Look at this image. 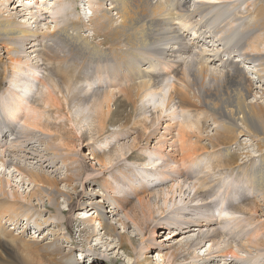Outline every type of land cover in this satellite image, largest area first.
<instances>
[{
  "label": "bare ground",
  "instance_id": "obj_1",
  "mask_svg": "<svg viewBox=\"0 0 264 264\" xmlns=\"http://www.w3.org/2000/svg\"><path fill=\"white\" fill-rule=\"evenodd\" d=\"M22 1L23 0H6L8 5L0 1V52L4 49V53L7 55L8 60L7 64V62H3V58H0V87L5 83L15 87V94L17 95L13 106L15 107L16 104L26 102L29 98L26 93L23 95V92H30V88H26L25 86H29L32 79L34 80V78L37 77L36 75L42 71L40 70L41 61H45L48 76L46 82L42 81L44 82L46 92H41L39 95L38 102L40 101L41 103L35 105L37 102H34L35 104H33V106L35 105V107H29L31 108L30 110L34 111V118L28 120L25 128L22 127L23 129H19L17 127L18 132L15 133L17 129L5 121V125L8 123L9 129L13 132L16 140L14 139L15 144L12 147L0 150V162H2L4 166H12L17 173L28 179V182L33 186V190H31L29 196L26 198V202H24L17 192L13 191L9 194L6 182L0 179V252H5L7 257L6 255L4 256L7 258L8 264H12L13 261H18V254L22 248L32 255H39L38 253H41L43 249L37 245L31 244V241L24 240L23 236L15 235L11 230L6 228L4 222H11L18 225L19 217L23 213L32 212L35 211V209L42 212V210L37 209V207L46 204H48L47 207L50 205L54 209L57 216H62L64 213L59 208L60 197H64L65 200L71 204L74 200L81 201L83 198L81 197L80 191H83L84 188L80 190V185L82 187L87 184L92 186L100 182L97 177L93 178L86 175V166H84V162L82 164L78 158L71 156L70 150L64 147L63 140L65 137L67 138L69 133V130H67L68 123H72V125L74 124L75 126L79 125L81 122L78 121V118L81 116L80 119L82 120V114L87 113V111L91 112L92 109L98 111L99 108L105 107V104H108L109 107L111 97L106 92L99 91L97 88L96 90L91 89L95 79L98 77H95L97 74L93 76L89 71L90 69H88V72L85 63L81 64L78 62V64L74 63L75 65L71 66L69 64L71 57L86 59V61L90 58L92 63L93 60L102 61L101 59H106L108 61L114 60L118 63H122L128 60L129 55L125 54H128L130 49L144 51L146 49H156L164 55L169 53L168 55L172 58L171 62H161V65L156 62L159 66L155 69L153 68L155 66L153 64L154 62L152 63L154 66L151 64L154 69V71L151 72L153 74H151L152 76L150 78L152 82H136L138 72L134 74L132 71L133 73L129 72V74L125 75L118 73V76L123 77V79L121 78L122 83L121 86L119 85L120 90L118 92L120 97L125 101L124 105L127 104L131 110L129 109L128 111L127 108L119 110L117 113L122 114L120 118H112L111 121L113 123L122 122L123 126L124 123H126L127 126H124L123 129L126 131L130 129L132 133H135L133 134L134 138L130 146L122 144L120 148H117V151L114 150L115 153L117 152L116 154L109 157L106 156L107 158L105 157V159L99 161L101 165L107 168L111 165V167L117 169L119 165L113 166V162L116 163L121 160H127L135 155V163H137V161H146L149 143L151 140L157 139V132L152 130L156 128L155 126L157 124L159 125L165 117H169V120L178 119L177 112L179 109L182 110V116L186 114L193 115V119L189 121L186 119V116L185 121L182 122L179 127L181 134V139H179V141L181 150L184 152V154H182L184 163L178 167V169H175L173 164L169 162L164 163L161 161L163 160L162 156H159V158L157 157V159H151L148 163H144L145 165H152V168L145 167L144 169L134 170V168L127 166L120 167L125 170V175L128 177L127 179L130 178L134 179V181L142 182L138 186H135L130 193H123L124 196L117 198L119 205L127 211L126 218L121 217L117 219V222L124 229L130 227L128 223V221H130L135 229L143 233L146 226L152 223L158 224L157 217L162 218L163 214L169 210V214H171L172 218L164 222L166 223L164 226L171 231L174 237L183 236L184 234H188V236L170 248L171 251L165 255V260L168 264H193V262L190 261V256L188 257V251L191 248L195 249L205 242L212 243V246H216L221 239H223L225 234L231 235L236 239V237H239L238 235L240 233L244 232V230L235 231V228H231V231H228V228H226L227 225L232 223V220H235L237 215L246 216L247 223L251 225L254 224V216L250 213V209L244 212L245 207H233L235 204L232 198L237 196L244 198L242 195L243 193L245 194L246 191L244 192L241 190L242 188L239 189L236 186L229 187L230 185H228L227 189L224 190L227 184L220 182L222 180H215L213 175L209 173L205 175L202 174V177H198L197 179L196 177L194 178L198 181L197 184L195 183L196 186H199L196 191V186L191 187L189 181L194 177L193 175L196 173L198 174L200 170H196V168L193 167L197 162L196 160L203 155H207V160L208 158L212 160L214 156L216 157L213 159L214 167L217 168L220 173L225 174L226 172H230L232 175L237 174L236 178H238L239 181L241 180L249 184L251 191L257 190L260 193L261 202L263 203L262 207H264V104L260 102V99L264 98V3L259 4L257 7L255 4L253 10H248V12L244 11L242 15L240 14L241 18L245 17L246 14L250 15L252 17L251 21H253L252 25H248L249 29L247 30V35L249 34V39L242 38V41H239L235 46L240 49L239 53L240 55L242 54L243 59L239 56L232 61L229 59L220 60L218 62L222 63L218 65L225 70H216L210 67L205 59H202V61H200V59H198L199 61L194 60L192 57L194 56L195 49L192 53L193 56L188 55V58L191 56V59L182 60V56L190 54L192 48L185 43L184 37L171 21L179 19L186 29L187 24L189 25L191 21L194 24L193 20L197 16H200L199 23L195 21L194 28L191 30L194 36L198 34L199 24L207 21L216 29L213 30V27L212 29L210 26L207 27L214 32L217 43H221L222 45L232 44L236 38L234 40L231 32L238 26L239 23L237 24V22L241 18L238 17L233 22L225 23L222 27L214 25L223 24L219 22L222 10H226V8L229 9L233 5L234 8L239 6L241 0H196V2L194 1L192 3L193 7L190 8V2L187 0H165L167 4H165V1L164 3L163 1L162 3L161 1L159 3H154L152 0H98L99 9L97 15L91 21L97 37L101 38L100 45L106 47V51L100 50L98 46L91 44L82 36L80 22L70 21L69 17L71 14L69 12L70 8L67 7L68 2L70 1L71 4H74V8H78L79 10V4L77 5V3L83 0H78L77 2L75 0H55V4L52 7L54 8L53 14L57 15V18L61 19L64 25L52 33H46L43 36L33 28L18 21L16 16L6 15V13H8V6H10L9 3H11L9 8H11L13 4L16 5L19 3V6H21L20 9H22L21 11L26 10L30 12L31 14H28L32 15V18L36 17V13L43 15L44 9L42 6L37 7L38 12L33 13L31 11H33L32 9L35 8L37 4L34 7H25L24 4H21ZM37 1L41 2L45 0ZM49 3L50 2H41V5H52V3ZM168 5L170 8L171 6L174 7L172 10H176V13L170 12V8L168 11ZM174 15L178 18L172 19ZM214 15H217V17L212 18ZM193 24L190 25L192 26ZM187 30H189V28ZM42 38L43 48L39 49L37 48V43L42 42ZM243 39L247 41L243 42ZM169 46L173 48L170 49L168 48ZM194 46L193 43V47ZM118 50L119 52L122 51L124 54L113 53V51L118 52ZM242 61H247V63L253 66V72L257 76L258 81L263 84L262 91L259 90L260 93H254L253 79L247 76L245 70H243L244 66L241 67L242 65H239ZM149 64L148 66H150ZM165 64L166 68L162 69V65ZM99 67L97 72H104V69L101 70L103 66L100 65ZM91 69L93 71V68ZM165 70H172L171 75L175 79V84H171L173 86L170 92L165 89L168 87L165 81H168L171 76L168 75L169 77H165V75H163ZM20 74L26 76L23 83L21 82L22 78ZM104 76L100 75L99 79L101 80ZM257 95H260V97L258 98ZM153 102L157 105H153ZM90 105H92V108H90ZM4 106L5 103L2 104V108ZM152 106H155V109L152 110ZM25 108L27 110V107ZM39 109H41V111L43 109L44 116L39 113ZM65 110H67L69 114L66 120V115L63 114ZM107 110L109 111V109ZM7 111L9 110L7 109ZM101 111V114H99V116L97 115V126L99 127V131H104L106 129L105 125L109 113L103 111V109ZM206 112H211L213 115L212 123L214 124V129L212 130V135L202 136L204 127L203 125L202 127L199 126L200 124H197L198 122L195 121V118L200 120L202 124L205 123V121H207L205 120L207 118ZM147 113H151V115L148 117L146 116ZM166 113L168 115L164 116ZM141 116H145V118H143L144 120L140 119ZM17 118L18 114L12 116L13 120H17ZM55 124L56 127L53 128ZM142 126H144V130H141ZM36 129L42 131V136L44 135L43 138L37 135ZM1 133H3V131H1ZM51 133L55 134V136H53L56 138L48 139L45 137L52 136ZM245 134L251 137L253 142L257 143L259 151L261 152L259 160H256L255 157H251L252 159L248 161L243 159V161L240 162L241 156L231 152V148L234 145H238V143H240L239 138ZM131 135L132 134H130V136ZM190 136L196 137V141L195 143L191 142V145H187V139ZM6 138V135L2 137L4 141H7ZM201 138L204 139L201 140ZM36 139L42 143L44 149L43 151H37V147L36 149L34 148V159L37 161H35V163H39L41 168H50L54 167L56 162L60 160V162H62L61 169L56 168L55 172H61L64 168V177L50 175L48 174L49 172L47 173L40 170L41 168H39L38 171L34 170V168L29 169V167L25 166L24 162H21L24 159L28 160V158H31L29 157V152L26 150V145L28 144V146H30L29 143ZM205 140L206 142L208 141L209 144H203L202 141ZM4 141L0 143L3 144ZM105 141L106 140H103L102 143ZM142 142H146L144 148L146 151L144 154H139L137 151L139 147L143 148L141 145ZM164 147L160 145L159 151H163ZM238 148H241L242 151L246 149L241 145L238 146ZM176 152L179 153L180 149ZM176 152L175 155L173 154L174 158L180 156L176 155ZM157 163H160V165L154 167ZM109 174L112 175L114 179L116 178L117 186L125 184V180L121 181L120 177L114 173L113 170L109 172ZM128 174H131V176H128ZM167 180L171 182L174 181L172 190H168V192H171V197L169 193L165 191L159 192L160 194L158 195L156 193L154 196L155 200L157 198H162L164 204L163 208H159V206L151 201L153 200L152 198L144 195L156 187L163 186ZM215 183L217 185H214ZM62 184L71 188V193L62 190ZM212 184L213 186L208 187V185ZM188 190L189 192H187ZM186 195L187 197H185ZM136 196L138 197L137 202L135 201ZM209 198H211L210 202L207 200ZM248 198L249 196L246 195L244 201ZM170 201H173L171 205L169 204ZM94 206V208H96L94 214L96 213V219L100 224L101 231H104L108 236L117 237L119 239V247L125 249L129 254L134 255L137 253L138 244L135 240L127 233L119 234L116 225L109 221L110 217L107 215V212H102L101 208L106 207L105 204H94ZM259 208L258 206L255 207L256 213H258ZM116 216L120 217L118 214ZM170 220L174 221L168 222ZM235 222L237 229L243 228L242 224L244 221L236 219ZM58 226H65L68 234L72 235V243H77V241H75L76 226H74L73 220L66 219L64 225L58 224ZM91 227L95 234V225H91ZM80 232H82V229ZM191 232H195L196 235H189ZM161 239L165 240L163 237ZM55 243L48 249L53 255H62L63 247L59 243ZM239 244L238 248L242 250L241 252L245 251L248 254H253L254 252H256V254L264 253V239L247 240L239 242ZM159 248L160 246L154 243L151 245L149 252L152 253ZM99 249V244L90 248V250L94 251H98ZM74 255V250H70L67 254L68 259L65 261L66 264H79L72 260ZM220 255L222 258H231L235 256L230 250L221 251ZM196 258H199V256L196 255ZM25 260L22 264H41L38 262L39 260L36 261L33 257L26 258ZM255 260L257 261V259ZM213 261L214 260L210 258L206 264H211ZM4 262L5 261L1 258L0 264H4ZM120 262L121 260L118 259L117 264H121ZM136 264L153 263L147 258H144ZM224 264H237V262L232 260Z\"/></svg>",
  "mask_w": 264,
  "mask_h": 264
},
{
  "label": "rangeland",
  "instance_id": "obj_2",
  "mask_svg": "<svg viewBox=\"0 0 264 264\" xmlns=\"http://www.w3.org/2000/svg\"><path fill=\"white\" fill-rule=\"evenodd\" d=\"M0 1L2 3H5L8 5V2H6V0H0ZM75 1L77 2L78 0H75ZM160 1H161V3L163 1V3H164L165 0H152V2H154V3H157V2L159 3ZM187 1L190 2L189 8L193 7L192 3L194 1L196 2V0H187ZM41 2H50L49 4L52 3V5H49V6L44 5L45 6L44 7L43 5H41ZM41 2L37 1V0H25V1L23 0L21 2V4H24L25 7H30V6L34 7L37 4V6L32 9L33 11H31L33 13L38 12L37 7L42 6V8L44 9L43 15L36 13V17H35L36 19L32 18L33 17L32 15H29V14H31L30 12H27L26 10L21 11L22 9H20L21 6H19V3L16 5L13 4L11 8H9L11 6V3H9L10 6H8V9H7L8 13H6V15L16 16V19L18 21H21V23H24L28 27L33 28L34 30L39 32V34L42 36L46 33L50 34L53 31L61 28L64 25V22L61 19H58L57 15L53 14L54 8H52V7L55 4V0L54 1L53 0L52 1L51 0H45V1H41ZM165 2H166L165 4H167V1H165ZM255 2H257V3H255ZM262 3H264V0H241L239 3V6L235 5L237 8L236 7L234 8L233 7L234 5H233L229 9L226 8V10H222L221 11L222 15H221V18H219V22H222L223 24H215L214 26L222 27L223 25H225V23L227 24L228 22H231V21L233 22L238 17L241 18V15L244 11L248 12V10H253L255 4L257 7L259 4H262ZM70 4H71V2L69 1L67 4V7L70 8L69 9V12L71 14L69 17L70 21L80 22L81 27H82V29H81L82 36H84V38H86L91 44L98 46L100 48V50L106 51L107 50L106 47H103L102 45H100L101 38L97 37L96 32L94 31V26H93L92 21H91L97 15V11L99 9L98 0H86V1L83 0L82 2H78L77 5L79 4L78 5L80 8L79 10H78V8L77 9L74 8V4H71V5ZM75 5H76V3H75ZM169 8H170V6L168 5V11H169ZM172 8L174 9V7L171 6L170 12L176 13V10H172ZM78 11H79V14H78ZM80 11H81V13H80ZM207 13H208V11H207ZM215 17H217V15H214L212 18H215ZM30 18H32V19H30ZM176 18H178V17L175 15L172 17V19H176ZM199 18H200V16H197L194 20L192 19L194 21V24L191 21L190 24H193V25L191 26L190 24L189 25L187 24L186 29L183 27L182 22L179 19L171 21V23H173V25L179 30L181 35L184 37L185 43L190 45V47L192 48L190 54L182 56V60L191 59V56H193V54H192L193 50L195 49L194 50V56L192 57V58H194V60L200 59V61H202V59H205L208 62L210 67L215 68L216 70H219V69L225 70L223 67H219L220 63H222V62H218V61H220V60L222 61L224 59L225 60L229 59L230 61H232V60H235V58H237L239 56L242 57V54L240 55V53H239L240 49L238 47H235V46L238 44L239 41H242V38L247 39V40L249 39L248 38L249 34L247 35V32H248L247 30L249 29L248 25L253 24V21H251L252 17L250 15L246 14L245 17L241 18L240 20L238 19L239 20L237 22V24L239 23L238 26L236 24L237 27L234 28L233 31L231 32V35H233L234 40H235V38H236V40L235 41L233 40L234 42L232 44H228V45H222L221 43L216 42L214 32L212 30H210L209 28H207L210 26V28L212 29L213 26H211L207 21H206L207 23L204 21V22H201L202 24H199L200 27H198V34L194 36L193 31H191V30H193L194 25H195V21L198 22ZM207 18H208V16H207ZM34 22H36V23H34ZM37 22H39V23H37ZM178 25H179V27H178ZM188 28H189V30H187ZM213 30H216V29L213 27ZM204 32H205V34H204ZM244 39H243V42H246L247 40L245 41ZM193 43L195 45L194 47H193ZM37 44H38L37 48H39V49L43 48V38H42V42H39ZM168 48L171 49L173 47L169 46ZM145 51L144 50H137V49H130L128 54H125V55H129L128 60L124 61L122 63H118L114 60L108 61L106 59H101L102 61L93 60V63H92L90 58H88L86 61V59H81L78 57H76V58L71 57V59H70L71 61L69 60V64L71 66H74L76 63L78 64V62H80L81 64L85 63V65L87 67V71H88V69H90L89 71L93 76H95L96 74L97 75L95 77L98 76L95 79V82H94L91 89L96 90V88H97V89H99V91H102L104 93L106 92L111 97V100L109 102L110 108L108 107V104H105V107L99 108L98 111H95V109H92L91 112L93 111L94 112V113L92 112L93 114L91 112L87 111V113L82 114V117H83L82 120L80 119L81 116H80V118H78L79 120L77 119L78 121L81 122L79 125L75 126L74 124L72 125V123H70V124L68 123L67 130H69V133L67 135V138L65 137V139L63 140V145L67 150H70L71 156L78 158L80 160V162H82V164L84 162V166H86V175L88 177H93V178L97 177L100 180V182L96 183L92 186L90 184H87L83 187L80 185V187H79L80 190H82L84 188L83 191H80L81 197L83 198L81 201L80 200H74V202L71 204L70 202H67V200H65L64 197H60L59 198V208L64 213L62 216H57L54 209L50 205H49V207H47L48 204H46V205H43L41 207L40 206L37 207V209L42 210V212L35 209V211H32V212L29 211L28 213L27 212L23 213L19 217L18 225L13 224L11 222H7V223L4 222V224H6V228L8 230H11L15 235H18L21 237L23 236L24 240L31 241V244L37 245L43 249L41 253L36 252L39 255H32V254H29L26 250H24L22 248L20 250V253L18 254V261H13L12 264H22L26 258H30V257H33L36 261L39 260L38 262H40L41 264H66L65 261L68 259L67 254L69 253L70 250H74V252H75V255H74L72 260L74 262H78L79 264H117L118 259L121 260V262H120L121 264H136L138 261H142L144 258H147L153 264H168L167 261L165 260V255L171 251L170 248H172L173 246H175V244L179 243L180 241H182L184 238H186L188 236V234L187 235L184 234L183 236L181 235V236H175L174 237V235L171 234V231L167 227L164 226L166 224L164 222H167L168 219L172 218L171 214H169V212H170L169 210L166 211L165 214H163L162 218L157 217L158 224L164 223L162 225L152 223L151 225L146 226L145 231L142 233V232L138 231L137 229H135L134 225L131 224L130 221H128L130 227L127 229H124L117 222L118 221L117 219L118 218L120 219L121 217L126 218L127 217L126 216L127 211H125V208H123L121 205H119L117 198L124 196L123 193H128V192L130 193L131 190H133L135 186H138L140 183H142L140 181H134V179H130V178L127 179L128 177H127V175H125V173H126L125 170L123 168H120V167L127 166L130 168H134V170L144 169L145 167L146 168H152L153 167L152 165H145L144 163L145 162L148 163L149 160H151V159H157V157L159 158V156H162V158H163V160H161V161H163L164 163L169 162V163L173 164L175 169H178V167H180L184 163L182 160V158H183L182 154H184V152H182V150H181L180 141H179V139H181L179 127L181 126L180 124L185 121L186 116H187L186 119L188 121L192 120L193 119L192 114L191 115L186 114L185 116H182V110L179 109L180 111L178 110V112H177V116H178L177 117L178 119H176L177 121L176 120H169L170 119L169 117L168 118L165 117V119H163L159 123V125L157 124L155 126L156 127L155 129L154 128L152 129V130H155L157 132V139L151 140V142L149 143L147 153H146V155H147L146 161H144V162L137 161V163H135L136 162V160H135L136 155H135L134 157L129 158L127 160H121L119 162H116L117 164L115 162H113V164H112L113 166L119 165L117 167V169H114L113 167H111V165L107 168V167H105L99 163V161L101 159H105L106 156L109 157V156L116 154L117 152L115 153V151H117V148H120V146L122 144H126V145L130 146L132 144L133 138H134L133 134L135 132L132 133V130H130V129L127 131L125 129H123L124 126H127L126 123H124V126H123L122 122L113 123L111 121L112 118H115V119L120 118V116L122 114L117 113L119 110L127 108L129 111V109H130V107L127 106V104L124 105L125 101L120 97V94L118 92L120 90L119 88L121 86L122 79H123V77L118 76V75L119 74H124V75L129 74V72L130 73L134 72V74H135L138 72L137 73L138 78H136V82H138V83L152 82L150 78L152 76L151 74H153V73H151V72H153L155 68H157L159 65H161L160 64L161 62H167L168 63V62L172 61V58L170 57V55H168L169 53L168 54L166 53L164 55L163 53L158 52L156 49H151V50L146 49ZM147 51H149V52H147ZM4 52H5V50L2 49L0 52V56H1L0 58L1 59L3 58L2 59L3 62H7V64H8L7 55ZM144 52L148 53V54L151 53V54L148 55V54H145ZM113 53L117 54V53H123V52L122 51L119 52V50H118V52L113 51ZM157 53H159V54H157ZM214 53H215V55H214ZM217 53H218V55H217ZM229 53H230V55H229ZM138 54L141 55L142 57L139 56ZM151 55H152V57H151ZM188 55H191L190 58H188ZM137 56H139V57H137ZM144 56L145 57L148 56V57H146L147 59ZM109 58H112V57H109ZM132 58H133V60H132ZM142 58L145 60H143ZM241 59H243V57ZM98 61H99V63H98ZM126 62H128V63H126ZM72 63H73V65H72ZM130 63H131V65H130ZM141 63H142V65H141ZM40 64H41L40 70H42V71L41 72L39 71L40 73L36 75L37 77L34 78V80L32 79V82H30L29 86H25L26 88H30V92H31V94L29 91L23 92V95H24V93H26L27 96H29V98L27 99L26 102H23L21 104L18 103L15 105V107H13L16 96H17L15 94V90H16L15 87L13 85L9 86L6 83L0 87V115H1L0 116V142L4 141L2 139V137H5V135L7 137L6 138L7 141H4L3 144L0 143V146H3V147H0V150H2L3 148L7 149L8 147H12L15 144L14 143L15 138H14L13 132L10 131V129H9L10 127L8 126V123H10L9 125H11L17 129V131H15V133H17L18 128L19 129L25 128L28 120L34 118V114H33L34 111L30 110L31 108H29V107L31 106L34 108L35 105H38L39 103H41L40 101L38 102V99H39V95L41 94V92H46V90L44 88V82L47 81L48 72L46 71L45 61H41ZM148 64L150 66H148ZM156 64H157V66H156ZM100 65L103 66L101 68V70L104 69V72L100 71L98 73L97 70H99ZM239 65L240 66L242 65L241 67L244 66L243 70H245L247 76H249L251 79H253L254 93L255 92L260 93L259 90L263 89V87H262L263 84L258 81L257 76L253 72L254 71L253 66H251V64L247 63V61H242V62H240ZM104 66H106V67H104ZM162 66H163L162 69L166 68L165 67L166 64L162 65ZM90 67L93 68V71ZM139 71H141L143 73H141ZM146 71H147V73H146ZM110 74H111V76H110ZM171 74H172V70H165V72L163 73V75H165V77L166 76L169 77L168 75H170L172 77ZM100 75H103V76L105 75L101 79L102 81L99 79ZM20 76L22 78L21 82L23 83L26 76L22 75V74H20ZM171 77H169L168 81H165L166 85L168 86L165 89L168 92L171 91L172 86L175 84V79L173 77L171 79ZM42 81H44V82H42ZM171 84H173V85H171ZM86 86H87V84H86ZM254 95H253V97H254ZM257 97L259 98L260 95H257ZM27 102H30V103H27ZM34 102H37V103L35 104ZM260 102H262V104H264V98L260 99ZM4 103H5V106L2 108V104H4ZM24 103H27V104H24ZM33 104H35V105L33 106ZM155 104L156 103L153 102V105H155ZM122 105H124V106H122ZM25 107H27V110ZM66 108H67V106H66ZM90 108H92V105H90ZM7 109L9 111H7ZM48 109H49V107H48ZM102 109L105 112L107 111V113H109V114H108L107 120H106V125H105L106 129L104 131H99V129H98L99 127L97 126L98 125V116H99V114H101L100 112H102L101 111ZM107 109H109L110 112ZM153 109H155V106H152V110ZM39 110L41 111V109H39ZM40 111H39V113H41L42 116H44L43 109L41 112ZM11 113H12V115H11ZM206 113H207V118L205 120H207V121H205V123H203V124L200 122V120L195 118V121L198 122L197 124L198 125L200 124L199 126H201V127L203 125V127H204V132H203L202 136L212 135L213 134L212 130L214 129V124L212 123L213 115L211 114V112L210 113L206 112ZM15 114H18L17 120L12 119V116ZM63 114L66 115V118L64 116V118L66 120L67 117L69 116L68 111L65 110L63 112ZM150 115H151V113L146 114V116H148V117ZM165 115H168V114L166 113V114H164V116ZM143 118H145V116L140 117L141 120H144ZM5 121L8 122V123H6V125H5ZM55 127H56V124L53 125V128H55ZM141 130H144V126L141 127ZM1 131H3V133H1ZM35 131H36L37 135H39V136H41V138H43L44 135L42 136L41 130L39 131V129H36ZM123 132H125V133H123ZM127 132H128V134H127ZM130 134H132V135L130 136ZM51 135L52 136H49V137L45 136V137L48 139L56 138V137H54L55 134L51 133ZM128 135H129V138H128ZM125 137H126V139H125ZM19 138H20V135H19ZM204 138H201V140H203ZM121 139H123V140H121ZM103 140H106V141L104 143H102ZM195 141H196V137L190 136L187 139V145H191V142L195 143ZM239 141H240V143H238V145H234L231 148V152L237 154L238 156H241L240 162L243 161V159H246L248 161L254 157L256 160H259V156H260L261 152L259 151V147L257 146V143L253 142V139L251 137H248V135L245 134L239 138ZM57 143H58V141H57ZM202 143L205 145L209 144L208 141L206 142V140L202 141ZM29 144H30V146H28V144L26 145V150L29 152L30 155L28 153H26V154L29 155V157H31V158H28V160L24 159L21 162L22 163L24 162L25 166L29 167V169L34 168V170L38 171L39 168H41V166L39 165V163L38 164L35 163L36 160L34 159L35 158L34 151H35L36 147H37V149H36L37 151H43L44 147H43L42 143L40 141H38L37 139L31 141ZM145 144H146V142L145 143L142 142L141 145L143 146V148L139 147V150L137 151V153L144 154V152L146 151L144 149L146 146ZM160 145L162 147L165 146L163 151H159ZM240 145L244 146L246 149H244L242 151L241 148L240 149L238 148V146H240ZM179 149H180V152L179 153L176 152ZM212 151H214V150H212ZM175 152H176V155H180V156L177 158H174ZM200 157L201 158L197 159L196 160L197 162L193 165V167H195L196 170H199V169L200 170L198 171V174L197 173L194 175L192 174L194 177H192L191 180L189 181L190 186L191 187L196 186V184L198 183V181L196 179L198 177H202V174L205 175V174L209 173V174L213 175V178L215 180H219V181L222 180L220 182H224L225 184H227L225 186L224 190L227 189L228 185H230L229 187L236 186L239 189L242 188L241 190H243L244 192L246 191L245 194L248 195L249 198L246 199V201H244V198L246 197V195L244 193L242 195V197H244V198H240L239 196L232 198V200L235 204L233 207H237V208L238 207H245L244 212H246L247 210L250 209L251 210L250 213L254 216L253 217L254 224L253 225L248 224L246 216L237 215L235 220L239 219V220L244 221V223L242 224L243 228L237 229L235 220H232L231 221L232 223L230 225H227L226 228H228L227 229L228 231H231V228H235L234 229L235 231L244 230L243 233H240L238 235L239 237H236V239H235L233 236L225 234L223 236V239H221L219 244L216 246H212L213 245L212 243L205 242L195 249L191 248L188 251V257L190 256L189 257L190 261H192L193 264H196V263L206 264L208 262V260L211 258L214 260L213 263H211V264H224L226 262L229 263L232 260H235L237 262V264H264V255H263L264 253L263 254H260V253L256 254V252H254L253 254H248L245 251L241 252L242 250H240L238 248V245H240L239 242L247 241V240H259V238L264 239V207H262L263 203L261 202L260 193L257 190L251 191L249 184H247L246 182L241 181V180L239 181V179L236 178L237 174L232 175L230 172H226L225 174L220 173L219 170H217V168H215L213 165V163H214L213 159L216 157L213 156L212 160H210L209 158L207 160V155L206 156L203 155ZM210 162H212V163H210ZM61 164H62V162H60V160H59L56 162V165H55L57 167H55V166L50 167V168L44 167V168H41L40 170L47 172V173L49 172L48 174L53 175V176L64 177L65 176L64 168L61 170V172L60 171L55 172L56 168L61 169ZM159 165H160V163H157V164H155L154 167H157ZM112 170L114 173H116L120 177L121 181L125 180V182H124L125 184H121L120 186L116 185V181H117L116 178L114 179V177H112V175L109 174V172H111ZM216 170H217V172H216ZM200 172H202V173H200ZM128 176H131V174H128ZM195 177H196V179H194ZM0 179H3L6 182L7 190L9 192V194H11L13 191L17 192L18 195L20 196L21 200L24 202H26V198L29 196L31 190H33V186L30 182H28V179L24 178L22 175L17 173L12 166H9V167L4 166L2 164V162H0ZM199 179H201V178H199ZM173 182L167 180V181H165L163 186L161 185L159 187H156L155 189H152L148 193H146L145 195L143 194V195L152 198L153 199V200H151L152 202H154L157 206H159V208H163L164 204H163L162 198H159V199L157 198L155 200L154 196L156 193L158 195L162 191L169 193V196H170L171 195L170 191L172 190L173 184H174ZM214 185H217V184L215 183ZM111 186H112V188H111ZM209 186H213V184L208 185V187ZM114 187H115V189H114ZM197 187H199V186L198 185L196 186L195 191L197 190ZM150 188H152V187H150ZM61 189L67 193H71V188H69L68 186L66 187L65 184L61 185ZM168 190H170V191L168 192ZM187 192H189V190ZM192 195H193V193H192ZM170 197H168V198H170ZM185 197H187V195ZM137 198L138 197L136 196V198H135L136 202H137ZM210 199L211 198L207 199L208 202H210ZM177 201H178V199H177ZM170 202H169V204L171 205L173 203V201L171 203ZM94 204H96V205H101V204L104 205L105 204L106 207L101 208L102 212H104V211L107 212V215L110 217L109 221L112 222L114 225H116V227L118 228L119 234H126L127 233V234H129V236H131L135 240V242L138 244L137 253H135L134 255L129 254L128 252H126L125 249H121L119 247L120 246L118 244L119 239L117 237L108 236L104 233V231H101L100 224L96 219V217H97L96 213L94 214V212H96V208H94L95 207ZM257 206L260 207L258 213L255 212L256 211L255 207H257ZM119 208H121V209H119ZM36 211H38V212H36ZM117 214L120 217H117L116 216ZM66 219L73 220L74 226H76L75 227V230H76L75 231V233H76L75 241H77V243H72L73 242V239L71 237L72 235L68 234V231H66L65 226H63V227L58 226V224L64 225V222L66 221ZM173 221L174 220H170L168 222H173ZM91 225H95V234L93 233ZM81 229H82V232H80ZM189 235L195 236L196 233L191 232V234H189ZM167 236H168V238H167ZM162 237L165 240H162L161 239ZM55 242L59 243L63 247L62 255H53L50 252V250L48 249ZM154 243H155V245L160 246V248L157 249L156 251H154L155 253L154 252L150 253L149 249H150L151 245ZM97 244H99V247H100V249L98 251L90 250L91 247H93ZM161 246H163V247H161ZM105 250H107V251H105ZM224 250L232 251V253L235 254V256H233L231 258H222L220 255V252L224 251ZM218 251H220V252H218ZM2 253H3V251L0 252V254H1L0 259L2 258L5 261L4 264H8L7 258H6L7 255L5 254V252L3 254ZM4 255H6V257ZM196 255L199 256L200 259L196 258ZM60 256H61V258H60ZM255 259H257V261ZM25 262H26V260H25Z\"/></svg>",
  "mask_w": 264,
  "mask_h": 264
}]
</instances>
